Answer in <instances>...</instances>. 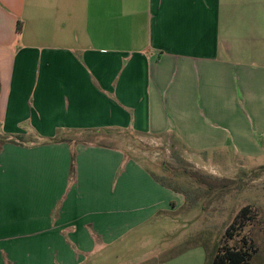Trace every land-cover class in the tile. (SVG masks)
Wrapping results in <instances>:
<instances>
[{
    "label": "crops",
    "instance_id": "obj_1",
    "mask_svg": "<svg viewBox=\"0 0 264 264\" xmlns=\"http://www.w3.org/2000/svg\"><path fill=\"white\" fill-rule=\"evenodd\" d=\"M113 131L264 155V0H0V264H163L124 251L186 202Z\"/></svg>",
    "mask_w": 264,
    "mask_h": 264
},
{
    "label": "rangeland",
    "instance_id": "obj_2",
    "mask_svg": "<svg viewBox=\"0 0 264 264\" xmlns=\"http://www.w3.org/2000/svg\"><path fill=\"white\" fill-rule=\"evenodd\" d=\"M94 136L98 141L126 149L131 158L159 179L182 190L184 195H179L188 201L173 216L160 217L134 230L132 234L136 235L129 241L132 248H126L124 257L149 254L158 248L163 264L177 260L186 251H190L191 264H207L208 253L217 246H240L245 240L258 250L252 263L264 264V155L247 160L231 151L230 159L219 161L216 156L195 155L171 149L167 144L157 145L158 141H142L131 133L99 132ZM192 172L203 183L198 182L197 176L195 180L190 178ZM246 206L253 219L235 239H228L226 230ZM162 220L170 224H163ZM142 235L147 238L137 247ZM112 259L107 257L103 262Z\"/></svg>",
    "mask_w": 264,
    "mask_h": 264
},
{
    "label": "trees",
    "instance_id": "obj_3",
    "mask_svg": "<svg viewBox=\"0 0 264 264\" xmlns=\"http://www.w3.org/2000/svg\"><path fill=\"white\" fill-rule=\"evenodd\" d=\"M18 30L19 32L21 31V24H19ZM9 140L10 136L4 133H0V149ZM184 173L187 174V172ZM151 175L162 186L167 187L175 191L176 193L184 195V192L182 190L171 186L163 178L159 179L153 173H151ZM196 176L199 178L198 182L203 183L200 179V176L196 172H192L191 174H189V177L193 178L194 180L196 179ZM252 219L253 218L251 217L250 207H244L239 216L235 218V220L226 230V237L230 240L235 239V237L238 236L239 232L242 231ZM204 248L207 251V248ZM257 251V248L252 242H246L245 240H243V245L240 246H217L212 252L208 253L207 264H253L252 260Z\"/></svg>",
    "mask_w": 264,
    "mask_h": 264
}]
</instances>
